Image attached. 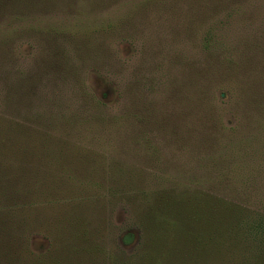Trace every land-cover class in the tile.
<instances>
[{
	"label": "rangeland",
	"instance_id": "374dc122",
	"mask_svg": "<svg viewBox=\"0 0 264 264\" xmlns=\"http://www.w3.org/2000/svg\"><path fill=\"white\" fill-rule=\"evenodd\" d=\"M0 140L80 182L0 200V264H264V0H0Z\"/></svg>",
	"mask_w": 264,
	"mask_h": 264
},
{
	"label": "crops",
	"instance_id": "0c3cea01",
	"mask_svg": "<svg viewBox=\"0 0 264 264\" xmlns=\"http://www.w3.org/2000/svg\"><path fill=\"white\" fill-rule=\"evenodd\" d=\"M56 141H61L62 146V140H0V175L6 181L0 200L5 199L6 203H15L16 198L26 201L30 191H39L52 198L56 194L71 193L75 184L80 185L72 179L75 175L71 165L65 164V158L53 150L52 143ZM34 174L40 180L33 190L31 187L27 190L24 187Z\"/></svg>",
	"mask_w": 264,
	"mask_h": 264
},
{
	"label": "trees",
	"instance_id": "16d2710c",
	"mask_svg": "<svg viewBox=\"0 0 264 264\" xmlns=\"http://www.w3.org/2000/svg\"><path fill=\"white\" fill-rule=\"evenodd\" d=\"M214 1L217 3V6H221L222 5L224 7H227L230 3H231V5H237L238 4V0H214ZM214 205H215L214 202H210V201H207L204 204V210L206 208V211H207L206 212V216H207L206 224L209 227V230H208V235H209L208 241H210V240L215 241L216 240L215 234H219V235H221V237L224 236V240H225V238L228 239L232 235L231 234L232 228H231L230 225H229V227H227L225 225L226 222L227 221H228V223L229 222H233V221L237 220L238 218L244 217L245 211L242 212L241 208H238V207H234L233 208V207L229 206L227 202L219 201L218 204H216L218 206V208H219L218 210L220 211V213H223V214H221L223 216V218H228V219L222 220L220 228L216 229L213 233H211L210 232V228L212 226L210 224L211 223V219H212L211 212H213L214 211L213 209H215ZM195 222H197V220H195ZM131 239H132V235L128 234L125 237V239H124L125 244L130 243Z\"/></svg>",
	"mask_w": 264,
	"mask_h": 264
}]
</instances>
